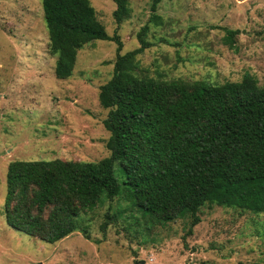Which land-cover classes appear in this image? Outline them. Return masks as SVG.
<instances>
[{
	"label": "rangeland",
	"instance_id": "obj_1",
	"mask_svg": "<svg viewBox=\"0 0 264 264\" xmlns=\"http://www.w3.org/2000/svg\"><path fill=\"white\" fill-rule=\"evenodd\" d=\"M89 1L105 32L118 35L119 53L138 47L136 34L147 25L138 74L211 84L249 74L264 86V0H160V25L148 21L150 0H128L118 25L113 1ZM227 29L236 30L230 43ZM115 50L112 40L92 39L77 49L71 74L57 79L40 0H0V264H264V214L204 205L186 234V215L162 222L131 206L116 163L118 195L101 196L80 214L88 237L77 230L47 243L6 224L10 161L108 155L97 91L111 75Z\"/></svg>",
	"mask_w": 264,
	"mask_h": 264
},
{
	"label": "trees",
	"instance_id": "obj_2",
	"mask_svg": "<svg viewBox=\"0 0 264 264\" xmlns=\"http://www.w3.org/2000/svg\"><path fill=\"white\" fill-rule=\"evenodd\" d=\"M111 1L118 25L128 17V0ZM159 2L150 0L153 25L162 23L155 13ZM40 5L47 49L56 55L55 78L71 74L77 49L90 40L116 44L111 75L97 91L106 109L101 124L108 155L96 161H10L2 205L7 225L47 243L77 230L88 237L80 214L101 196L118 195L115 163L131 206L162 222L186 215V234L204 205L264 214V86L249 74L219 84L138 74L136 55L149 45L146 24L136 34L139 46L119 53L118 35L105 32L89 0ZM226 31L230 43L236 30Z\"/></svg>",
	"mask_w": 264,
	"mask_h": 264
},
{
	"label": "water",
	"instance_id": "obj_3",
	"mask_svg": "<svg viewBox=\"0 0 264 264\" xmlns=\"http://www.w3.org/2000/svg\"><path fill=\"white\" fill-rule=\"evenodd\" d=\"M140 264H144V263L141 261Z\"/></svg>",
	"mask_w": 264,
	"mask_h": 264
}]
</instances>
